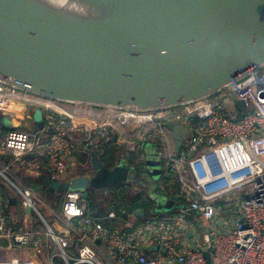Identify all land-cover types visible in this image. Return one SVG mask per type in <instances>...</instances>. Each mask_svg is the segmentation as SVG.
<instances>
[{
    "label": "built area",
    "instance_id": "1",
    "mask_svg": "<svg viewBox=\"0 0 264 264\" xmlns=\"http://www.w3.org/2000/svg\"><path fill=\"white\" fill-rule=\"evenodd\" d=\"M233 96L244 107L237 108ZM29 108L42 111L44 128L10 131L0 140V264H56V256L65 264H264V68L242 72L213 98L154 112L71 106L0 83V114L17 116ZM170 124L187 131L179 152ZM114 139L130 154L144 153L147 145L158 149L162 176L178 183L179 219L169 223L149 213L132 232H110L86 217L82 192L72 189L59 218L79 225L73 256L70 231L55 232L36 192L12 177L13 165L45 169L51 181L66 182L77 170L78 150L91 153ZM11 202L23 212L21 222Z\"/></svg>",
    "mask_w": 264,
    "mask_h": 264
},
{
    "label": "water",
    "instance_id": "2",
    "mask_svg": "<svg viewBox=\"0 0 264 264\" xmlns=\"http://www.w3.org/2000/svg\"><path fill=\"white\" fill-rule=\"evenodd\" d=\"M262 68L264 0H0V83L63 104L175 109L213 98L242 72ZM33 120L43 129L41 110ZM2 127L12 128L9 117ZM168 130L179 152L186 128ZM91 158L94 175L41 179L56 192L84 191L88 200L90 189L128 180L135 169L108 170L95 150ZM147 171L152 180L163 177L153 165Z\"/></svg>",
    "mask_w": 264,
    "mask_h": 264
},
{
    "label": "crops",
    "instance_id": "3",
    "mask_svg": "<svg viewBox=\"0 0 264 264\" xmlns=\"http://www.w3.org/2000/svg\"><path fill=\"white\" fill-rule=\"evenodd\" d=\"M36 110L37 109L29 108L25 114H19L17 116H7V117L16 118L18 120L32 121V124H33L32 132L41 131L42 129H39L37 124L33 120V116H34V113H35ZM43 121H44V118H43ZM17 126H19V124H17ZM44 126H45V124H44ZM14 130H18L19 131V129H14L13 127L11 129H6L4 127H0V140H1V138L3 136L7 135L10 131H14ZM126 130L130 131V129H128V128H126ZM20 131H24V130H20ZM108 147L109 148H117L118 149L117 150L118 151L117 152V165H119V162H118L119 160H125L128 167L137 168L139 163H141V162L143 163L144 162V160H139L137 162L134 158H132L133 154L128 153L124 147L119 146L116 143L115 139L111 143L106 145L105 147L101 148V151L104 148H108ZM148 147H149V151L151 149H155L154 146L152 148L149 145H147L146 148H148ZM93 150H95V149H93ZM95 151H97V149ZM145 151H146V149H145ZM144 153H143V155H144ZM79 158L77 157V166H78L77 170H75V171L71 170L70 171L69 180L66 181V182H71L73 179L81 178V177L86 176L87 174L86 175H82L81 174V172L84 171V170L88 172V175H90V174L94 175L95 172L93 170L91 153L90 152H88V153L86 152L85 153V152L81 151V157H79ZM40 160H41L43 165H46L45 157H43V156L40 157ZM155 161H157V160H155ZM28 162H34V158L30 157ZM157 162H158V165H159V161H157ZM91 165H92V168H91ZM117 165L114 166L113 168H106V167L105 168L108 169V170H114L117 167ZM142 169H144V168H142ZM14 170L16 172V175H14ZM75 173H77V174H75ZM161 174L163 175V172H161ZM11 175H12L13 178H16L19 181H22V183L26 187L32 189L33 191H37V190L32 188L31 186H29V184L30 183H35L37 181L36 179H39L49 189H51L41 179V177L49 178V173L45 169H43V171H40V170L32 168V167H30L28 165H26L24 167L13 165V168H12V171H11ZM165 176H169L170 177L169 179L166 178L167 180H170V179L173 178L174 179L173 181H175V184L173 183V185H171L169 187V190H168V187L166 188V190L165 189L163 190L162 188H161V190L163 191V193H166L169 198H172L174 200V202H176V201L178 202V199L176 198V194L178 193L177 190L179 188L178 187V183L176 182V179H175V177L173 175H164V177H162V178H165ZM117 185H118L117 189H121V190H123L124 188L130 189L128 186L122 187L120 182L117 183V184H109V185H107V186H105L103 188L105 190L104 198H99L97 196V191L92 190V189L89 190L90 198L88 200H85L83 198L85 200L86 206H87L86 217L88 219L101 223L110 232H114V231L122 230V229H124L125 232L126 231L132 232L133 230H136L137 227L139 226L138 225L136 227V223H139L140 225H142V224H144L146 222V216L147 215L144 214V216L141 217L140 216V210H143L144 212H149V213H150L151 210H154L156 214H159L160 216L164 215L165 217H163V216L161 217L162 220H166L169 223H175L179 219V216L176 213V211H177V209H175L176 207L172 209V212L170 214L167 213L168 211H166V213H162L161 212L162 210H157L155 206L149 207L147 209H137L135 212H131V213L128 212V209L133 204L132 203V199L134 197H137L138 195L143 196V197H141V199L137 203H140V202L145 201L147 199L151 200L154 203L153 198L150 197V196L144 195V193H142L141 191L136 190V189L133 188V190H135L137 192V194L133 195L131 198H123L122 192L118 193V191H117L118 195L114 199L115 201H112V197H111V193L109 191V187L110 186H117ZM159 186H160V184H159ZM53 192L55 193L54 196H48L47 193H42V194L47 195L49 197L50 201H51L50 207L45 205L46 206V210L45 211L47 212V214L50 212V214H52L53 216L58 218V221H56V223H54V225H56L55 232L57 234H62L64 232L66 234L67 231H70V235H67L68 238L70 239V242H71V246H70L69 251H70V253L73 256H78V250H79V246L80 245L76 242V238L74 237V231H77V230L79 231V225L77 223H69L70 226L66 225L67 227L61 225L63 222L61 221L60 218H61V215H62V208H63V204H64V201H65V194L64 195H60L56 191H53ZM81 192L84 193V191H81ZM56 198L57 199L60 198V201L57 202ZM40 200L42 201L41 198H40ZM91 200H93L95 202V204H96L95 208H94V211H90ZM11 204H12V206H14L13 208L16 209L17 212H18V215H17V217H15V219L17 220V222L18 221L21 222L22 218H23L22 217L23 216V212L18 207L15 206L14 202H11ZM41 204H42V202H41ZM173 205H175V203ZM41 207H40V209H41ZM51 209H53L55 211L52 212ZM59 209H61L60 212H59ZM110 213H115L117 215V218L115 220L111 219L110 216H109ZM28 255H31L32 257H34V253H31V254L25 253V257H28ZM103 256H104V258L106 260H110L106 256L104 251H103ZM58 258H60V261L65 264V262L62 260V258L59 257V256L55 257V263L56 264H58L57 263V259Z\"/></svg>",
    "mask_w": 264,
    "mask_h": 264
},
{
    "label": "rangeland",
    "instance_id": "4",
    "mask_svg": "<svg viewBox=\"0 0 264 264\" xmlns=\"http://www.w3.org/2000/svg\"><path fill=\"white\" fill-rule=\"evenodd\" d=\"M4 119V115L0 114V127H2V121ZM10 121L12 122V127L14 129H19V130H24L26 132H32V121H28V120H18L16 118H9ZM17 124H19V126H17ZM103 148V147H101ZM157 148L156 149H151L149 151V147L146 148V151L143 155V150H140V154H142L144 156V162L139 163L138 167L135 169H131L130 170V175L128 177V180H121V186H128L130 189H126L124 188L123 190L121 189H117L118 193L122 192V196L123 198H131L133 195L137 194L136 190L141 191L142 193H144V195L150 196L153 198L154 201V206L156 207L157 210H162V213H166V211H168L167 213L170 214L172 212V209L175 208L177 209V206L182 205L183 202L179 201V202H174V200L172 198H169L168 195L166 193H163V191L161 190V187L159 186V182L161 181V183L163 182V179L157 178L155 180H152L151 176L148 175L146 172L147 169H149V166L153 165L155 166L156 169H159L162 172V163L161 161L158 159L157 155ZM149 151V152H148ZM140 154H133L132 158H134L137 162L140 160ZM77 157H81V151L78 150L77 151ZM30 157H27L26 160H29ZM80 159V158H79ZM154 159V160H153ZM159 161V165L158 162ZM119 166H123V167H127V163L125 160H119ZM142 168H147V169H142ZM154 171V170H152ZM14 175H16V172L14 170ZM173 183L175 184V181H173ZM72 190L70 186H68V188L66 190H61L58 191V193L60 195H64L66 194L68 191ZM36 194L42 199V204H40L41 207V212L42 215L44 216V218L49 222V224H54L56 223V221H58V218H56L55 216H53L52 214H50V212L47 214L46 210V206L51 205V201L49 199V197L45 194H40L38 191H35ZM105 195V190L102 188L97 192V196L99 198H104ZM175 203V205H173ZM61 209H59L60 212ZM51 211H55L53 209H51ZM159 212V211H158ZM57 213V212H56ZM163 217H165L164 215H162ZM61 225L67 227L66 225L70 226V224H64L62 223ZM139 225V226H138ZM138 226V227H137ZM141 225L139 223H136V227L139 228ZM199 237H200V241L198 242V244H203V236L202 233H199ZM57 263L58 264H64L60 261V258L57 259Z\"/></svg>",
    "mask_w": 264,
    "mask_h": 264
},
{
    "label": "trees",
    "instance_id": "5",
    "mask_svg": "<svg viewBox=\"0 0 264 264\" xmlns=\"http://www.w3.org/2000/svg\"><path fill=\"white\" fill-rule=\"evenodd\" d=\"M110 147V146H109ZM104 148L101 151L100 149H97V153H98V157L103 165V167L106 168H113L114 166L117 165V148ZM92 168V165H91ZM82 175H86L88 174L87 171H82L81 172ZM37 181L35 183H30L29 186H31L32 188L36 189L39 193H47L48 196H54L55 193L53 192V190L49 189L43 182H41L39 179H36ZM173 178L170 180H167L166 178L163 179V182L161 183V181L159 182L160 187L164 190H166V188L169 187L171 185H173ZM117 186H110L109 187V191L111 193V197H112V201H115L114 199L117 197L118 193H117ZM141 195H138L137 197H134L132 199V206L128 209V212H135L137 209H147L149 207H153L154 203L147 199L145 201H142L140 203H137L140 199H141ZM57 199V198H56ZM60 201V198L57 199V202ZM95 202L93 200H91L90 203V211H94L95 208Z\"/></svg>",
    "mask_w": 264,
    "mask_h": 264
},
{
    "label": "clouds",
    "instance_id": "6",
    "mask_svg": "<svg viewBox=\"0 0 264 264\" xmlns=\"http://www.w3.org/2000/svg\"><path fill=\"white\" fill-rule=\"evenodd\" d=\"M21 147H23L22 145H21ZM73 214H79L78 212H74Z\"/></svg>",
    "mask_w": 264,
    "mask_h": 264
}]
</instances>
